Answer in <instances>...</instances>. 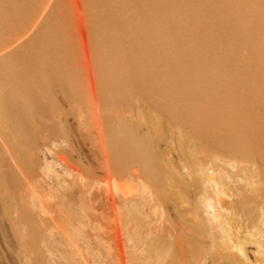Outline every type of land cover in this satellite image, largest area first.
<instances>
[{
  "label": "bare ground",
  "instance_id": "1",
  "mask_svg": "<svg viewBox=\"0 0 264 264\" xmlns=\"http://www.w3.org/2000/svg\"><path fill=\"white\" fill-rule=\"evenodd\" d=\"M7 1L1 30L21 17ZM68 1L84 92L62 17L28 37L30 53L0 55L2 201L35 264L65 239L80 264H264V0ZM60 92L68 107L53 113ZM71 112L98 158L48 140ZM165 120L179 126L169 147Z\"/></svg>",
  "mask_w": 264,
  "mask_h": 264
},
{
  "label": "rangeland",
  "instance_id": "2",
  "mask_svg": "<svg viewBox=\"0 0 264 264\" xmlns=\"http://www.w3.org/2000/svg\"><path fill=\"white\" fill-rule=\"evenodd\" d=\"M8 1H10V4L13 7L16 4H20V6L22 7V10L20 13L21 17L13 19V20L17 19L15 22L13 20H10V21L6 20L7 22L5 23V25L2 26L3 30H1V27H0V46L2 44L5 45L0 48V55L3 52L12 50L14 48H16L15 49L16 52H19V53H22L24 51H27L28 53H30L33 50V44H31L32 41L29 42L28 37L32 36V34H33V38L36 36L35 32L37 31L38 28H40L41 23L43 25L42 28H44L45 24H48V22L50 21L54 22L57 17H62L64 21V25H66L65 26L66 32L68 34V36L67 34H65L66 37H64L66 42L69 44L68 51L66 54L68 56L67 62H69L67 66H69L70 68L71 64L74 65L73 69H70L71 70L70 74L72 78L70 80L71 87L73 89V87L75 86V88L77 89L76 86L79 85V88L77 89V91L81 92V90H83L84 92V88H85L84 79L81 77H78L79 74L77 73V72L81 73L82 69L79 66L80 65L79 57H78L79 52L75 45L76 41L73 36L74 30L71 29L69 25L67 24L68 17H69V1L68 0H8ZM22 26H26V27L23 30V32L18 34L17 31L18 30L20 31V27L22 28ZM73 43L74 45H72ZM74 76L75 78H73ZM54 95H55V99L52 101L54 103L53 113L54 112L58 113V111L61 110V107L63 106L67 110L68 106L66 105V103L68 102V97H65L63 93L61 92L56 93ZM69 99L71 100V98ZM127 103H130L129 107H137L136 105L131 104L130 99L127 100ZM74 104L75 103L70 101V105H69L70 109L67 112L73 111L72 106H75L73 107L74 110L75 108L76 110L78 109L77 105L76 104L74 105ZM139 104L142 105L141 102ZM145 106L146 105L141 106V107L143 108ZM260 112H261L260 115L264 116V110L260 109ZM126 115L131 117V113L129 109L127 110ZM63 122L65 123V126H66V133H63L58 128V125H57L56 130L53 131L54 133L48 137V140H50L51 138H55L53 142H58L59 140L62 141L63 137H67L68 139L67 143H72L73 145H75V149L83 152L88 157H92V159L93 157L95 159L98 158L100 153H99V149L96 144V139H95L93 129L90 126V123H88L89 121L87 120L84 123L81 117L75 114V112L74 113L71 112L69 113V115H67V119ZM166 122L167 121L165 120V122H162V123L166 125V130L164 131L165 133L163 135H165L164 137H167L168 146L166 144L165 138H162L159 141L160 146L163 148H166V146L169 147L170 144L171 145L173 144L171 142V139H169L168 135L171 136L172 138H175L177 136L178 127H179L178 124L170 125L168 127ZM145 128L146 126L143 125L140 129L145 130ZM45 134H47V132H45ZM221 147L222 146H216L214 149L219 150ZM254 147L255 145L253 146V149ZM221 149H223L222 151H225L224 150L225 148H221ZM262 149H264V144L262 145ZM77 150L75 153H78ZM258 150H259V147L256 146V152L260 151ZM0 152H1V148H0ZM176 152H177L176 150L172 152L173 156H176L175 155ZM11 165L12 164H10V166ZM14 170L18 173L16 168H14ZM5 171H6V165L0 159V181L2 179V176H4L5 174ZM22 184H23V180H22ZM1 188H2V184L0 182V264H35L33 251L31 250L27 242V236H26L27 231L25 230L26 226L24 225V222L21 219V217H19V211L17 207H15L16 205L14 204L6 205L5 203H3L2 196L4 195L5 189H1ZM21 193H24V191L22 190ZM39 223L41 225H44L43 221H40V219H39ZM87 229H88L87 233L88 234L90 233V237L92 239L93 244L97 247L100 246V248L105 249L100 244V242L96 240L95 236H93L90 225H88ZM45 232L48 233V230H45ZM71 239L72 241L75 240L77 242L74 236ZM25 240H26V243H25ZM58 248H59V251H58ZM81 249L84 250V248H81ZM52 251L55 252L54 262L47 261L45 262L46 264H80L78 263L79 262L78 259L75 260L76 256L78 257V255L77 253H75L74 248H72L68 244L67 239L63 240V244H58L56 248L55 247L52 248ZM73 259L75 261H73ZM66 261L68 263H66ZM97 261L98 260H95V257L94 259L93 257H87V263L85 264H112L111 261L110 262L104 261V263L100 261L97 262Z\"/></svg>",
  "mask_w": 264,
  "mask_h": 264
}]
</instances>
